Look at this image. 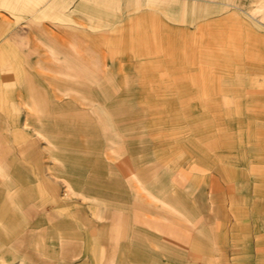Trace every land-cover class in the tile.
<instances>
[{
  "label": "rangeland",
  "instance_id": "obj_1",
  "mask_svg": "<svg viewBox=\"0 0 264 264\" xmlns=\"http://www.w3.org/2000/svg\"><path fill=\"white\" fill-rule=\"evenodd\" d=\"M0 19V264H264V0H0ZM150 219L161 237H124Z\"/></svg>",
  "mask_w": 264,
  "mask_h": 264
},
{
  "label": "crops",
  "instance_id": "obj_2",
  "mask_svg": "<svg viewBox=\"0 0 264 264\" xmlns=\"http://www.w3.org/2000/svg\"><path fill=\"white\" fill-rule=\"evenodd\" d=\"M2 19H0V26H1V24L3 23V21H1ZM16 123H17V121H16ZM36 126H37V129H36V131L38 132V133H40L41 135H43L42 133H41V131H40V127L38 126V123H36ZM19 132L20 131V128H18V129H16L15 130V133L16 132ZM27 147H28V145H27ZM25 148H26V146H25ZM27 149V148H26ZM29 149V148H28ZM1 153H4L2 150H1V152H0V155H1ZM55 156V155H54ZM258 172H261V171H258ZM70 189H71V191H72V193H75V194H83L84 192L83 191H80L79 192V190L77 191L76 190V188L75 187H72V185L70 186ZM76 191V192H75ZM83 196L84 197H88V196H86L85 195V193L83 194ZM7 200H4V201H2V202H0V220L1 221H3L4 219H5V216H4V214L5 213H7V211H8V208L6 207L7 206ZM174 204H176V202L174 203ZM177 205V204H176ZM184 205V206H183ZM182 206L184 207L183 209H185L186 210V207L188 206V204H183ZM108 206V205H107ZM107 206H105V207H103V208H97V207H95L93 204H88L87 205V211H91V210H93L94 211V213L96 214V217H98L99 219H101L102 218V221H104L103 219H107L108 217H109V215L111 216V213L112 212H110V210H109V208L107 207ZM7 208V209H6ZM5 210V211H4ZM85 214H86V216H87V218L90 216V214L89 213H87V212H85ZM113 214V213H112ZM115 214H116V216H115ZM115 214H113L111 217L113 218V219H115V222H119L120 223V216L122 217L121 219H123V214H122V212L121 211H117V212H115ZM143 216V215H142ZM119 219V220H118ZM146 218L144 217V218H142V220L144 221ZM203 219V218H202ZM125 220H129L128 218H126ZM139 222H140V218L138 217V219H137ZM148 222H151V225H152V227L153 228H150V227H148V226H145V225H143V224H140L143 228H147V229H150V231L151 230H153V231H155L154 230V228L155 229H157V230H160V226H161V224H159V221L157 220V219H150V220H147ZM141 223V222H140ZM99 224H101V223H99ZM123 224V223H122ZM102 225H105L104 223H102ZM114 225H115V223H114ZM113 225V226H114ZM116 226V225H115ZM162 232H163V234H162V237H164L165 238V240L167 241V242H170V243H173V244H177V246H181V244L183 243V241H178L179 240V237L175 234V231L173 230L174 229V227L173 226H170V224L168 225V224H162ZM122 231L124 232L125 231V229L127 230L128 229V224H123V227H122ZM76 231V230H75ZM161 231V230H160ZM126 232V231H125ZM156 232V234H152V235H150V236H146V237H144V233L143 232H139V231H137V233H135V232H133V234H132V231H131V233H130V230L129 231H127L126 232V234H125V238L127 239V240H133L134 238H136V239H138V238H142L143 240H144V238H151V237H157V236H159V233H157V231H155ZM149 235V234H148ZM133 236V237H132ZM131 237V238H130ZM159 237H161V236H159ZM189 238H186L187 240L186 241H184V247H183V249H184V251L186 250V248L185 247H187V249L190 251V249L192 248V247H195V249L199 246V245H202V244H200V243H198L197 241H196V239H195V242H192V240L190 239L191 238V236H188ZM198 238H202V237H198ZM156 252L154 251V252H152V254H153V256H154V258L156 257V255H154ZM143 255H144V261H146V262H148V260L149 259H152V256H151V254L149 255V254H147V253H142ZM110 259L108 260V262H107V264H125L124 262H122L121 261V259L119 260V259H117L115 256H110L109 257ZM136 260H138V259H136ZM140 260V259H139ZM23 263V261L21 260L20 262H19V264H22Z\"/></svg>",
  "mask_w": 264,
  "mask_h": 264
}]
</instances>
